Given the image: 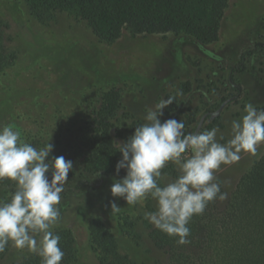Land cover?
Listing matches in <instances>:
<instances>
[{"label": "rangeland", "instance_id": "obj_1", "mask_svg": "<svg viewBox=\"0 0 264 264\" xmlns=\"http://www.w3.org/2000/svg\"><path fill=\"white\" fill-rule=\"evenodd\" d=\"M0 20L7 51L0 67V127L13 125L37 149L50 142L54 157L73 161L58 205L61 217L52 230L100 218L114 232L118 252L137 261L165 258L150 238L154 226L144 218L145 212L155 211L156 202L149 197L143 205H127L114 197V179H122L126 171L119 175L86 171L79 153L81 134L105 92L114 88L120 95L117 115L126 136L134 133L132 125L145 122L149 109L171 96L174 101L163 110L162 121L183 120L188 133L205 115L200 130L219 127L225 137L221 142H226L231 122L241 118L245 104L264 108V48L248 55L244 69L233 73L240 89L229 79L242 53L264 44V0H228L219 39L210 43H201L186 31L134 34L127 28L117 39L103 40L75 12L34 0H0ZM227 99L218 116H207ZM115 139L124 142L121 136ZM263 153L261 143L256 155L241 152L238 162L216 171L228 193L221 206ZM161 171L166 174L162 185L177 176L171 162ZM48 175L51 178V171ZM14 191V182H0V200H10ZM113 202L120 207L118 212L112 213ZM83 235V240L77 238L70 264H100L89 235ZM28 254L9 244L0 253V264Z\"/></svg>", "mask_w": 264, "mask_h": 264}, {"label": "clouds", "instance_id": "obj_2", "mask_svg": "<svg viewBox=\"0 0 264 264\" xmlns=\"http://www.w3.org/2000/svg\"><path fill=\"white\" fill-rule=\"evenodd\" d=\"M173 101L171 96L161 100L126 142H116L122 153L116 173L125 170L126 175L114 179L111 193L127 205H143L150 197L156 209L145 212L144 218L184 245L189 243L191 218L202 214L209 202L228 199L216 171L238 162L241 152L256 155L257 146L264 143V108L245 104L241 118L231 122L230 138L222 143L225 137L219 127L186 133L183 120L162 121L163 110ZM54 147L48 142L37 149L13 125L0 127V181L15 185L10 200H0V253L11 244L38 255L41 264H60L65 256L61 238L52 229L61 217L58 205L73 161L54 157ZM169 162L177 176L162 185L166 174L161 170ZM111 208L112 213L120 210L114 202Z\"/></svg>", "mask_w": 264, "mask_h": 264}, {"label": "trees", "instance_id": "obj_3", "mask_svg": "<svg viewBox=\"0 0 264 264\" xmlns=\"http://www.w3.org/2000/svg\"><path fill=\"white\" fill-rule=\"evenodd\" d=\"M34 1L75 12L103 40H115L127 28L134 34L186 31L201 43L219 39L228 5V0ZM3 28L0 20V67L7 60ZM263 48V43H257L253 49L242 53L239 64L232 67L229 79L235 88L240 89V84L234 82L233 73L244 69L248 55ZM119 104L116 89L105 92L101 107L81 134L79 153L86 171L116 172L121 153L115 138L121 136L126 142L131 136L124 135V124L117 115ZM219 112L217 109L206 114L215 117ZM131 128L134 130L135 125ZM187 227L189 243L184 245L177 243L179 237L153 227L150 238L166 257L151 262L137 261L118 252L114 232L100 218L89 222L78 220L74 228L54 232L60 236L59 246L65 253L60 264H70L75 259L77 238L83 240L84 233L89 235L98 252L100 264H264V153L251 171L240 178L227 204L221 206L219 199L209 202L205 211L194 215ZM11 264H41V258L30 253Z\"/></svg>", "mask_w": 264, "mask_h": 264}, {"label": "water", "instance_id": "obj_4", "mask_svg": "<svg viewBox=\"0 0 264 264\" xmlns=\"http://www.w3.org/2000/svg\"><path fill=\"white\" fill-rule=\"evenodd\" d=\"M227 102H228V99L225 100L224 103L218 108V111H221V109L225 106V104H226ZM204 121H205V115L200 119V121H199V123H198V125H197V127H196V129H195V131L201 129V127H202ZM195 131H194V132H195Z\"/></svg>", "mask_w": 264, "mask_h": 264}]
</instances>
